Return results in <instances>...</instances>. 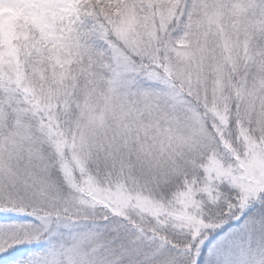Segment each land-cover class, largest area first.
Returning a JSON list of instances; mask_svg holds the SVG:
<instances>
[{
    "label": "snow or ice",
    "instance_id": "obj_1",
    "mask_svg": "<svg viewBox=\"0 0 264 264\" xmlns=\"http://www.w3.org/2000/svg\"><path fill=\"white\" fill-rule=\"evenodd\" d=\"M0 264H264V0H0Z\"/></svg>",
    "mask_w": 264,
    "mask_h": 264
},
{
    "label": "rangeland",
    "instance_id": "obj_2",
    "mask_svg": "<svg viewBox=\"0 0 264 264\" xmlns=\"http://www.w3.org/2000/svg\"><path fill=\"white\" fill-rule=\"evenodd\" d=\"M4 15L11 16V15H13V13L8 12L7 9H0V16H4ZM4 27H5V25L0 24V30H3Z\"/></svg>",
    "mask_w": 264,
    "mask_h": 264
},
{
    "label": "clouds",
    "instance_id": "obj_3",
    "mask_svg": "<svg viewBox=\"0 0 264 264\" xmlns=\"http://www.w3.org/2000/svg\"><path fill=\"white\" fill-rule=\"evenodd\" d=\"M3 7H4L5 9H7V8L9 7V5H8L7 3H5V4L3 5Z\"/></svg>",
    "mask_w": 264,
    "mask_h": 264
}]
</instances>
